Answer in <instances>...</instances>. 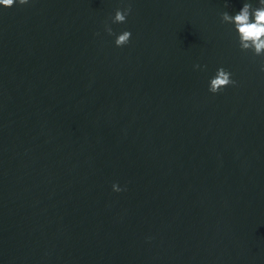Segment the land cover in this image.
<instances>
[{"label": "water", "instance_id": "1", "mask_svg": "<svg viewBox=\"0 0 264 264\" xmlns=\"http://www.w3.org/2000/svg\"><path fill=\"white\" fill-rule=\"evenodd\" d=\"M228 2L0 6V264H264L262 58L220 16L258 0Z\"/></svg>", "mask_w": 264, "mask_h": 264}, {"label": "clouds", "instance_id": "2", "mask_svg": "<svg viewBox=\"0 0 264 264\" xmlns=\"http://www.w3.org/2000/svg\"><path fill=\"white\" fill-rule=\"evenodd\" d=\"M29 0H0V6L12 7L16 4L26 5ZM225 8L230 7L228 0H224ZM132 11L129 3L124 8H117L114 16H111L112 23H124L128 15ZM221 22L234 25V30L238 34V46L243 52H251L253 58L261 57L260 70L264 71V0H258L257 6H253L251 2H244L243 6L234 15L228 11L220 13ZM105 31L109 35H115V45L123 47L130 42L131 31L124 30L118 35L113 32L111 25L106 21L104 24ZM99 35V33H96ZM196 68H201L199 64L194 65ZM232 73L223 66L216 70L215 75L210 79L208 90L211 93H219L229 85H237V81L232 78ZM112 189L115 192L125 191L118 183L112 184Z\"/></svg>", "mask_w": 264, "mask_h": 264}]
</instances>
